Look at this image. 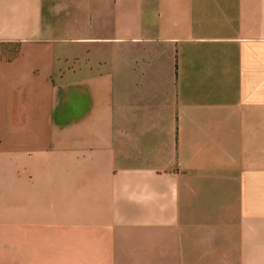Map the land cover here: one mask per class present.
Masks as SVG:
<instances>
[{
	"label": "crops",
	"instance_id": "1",
	"mask_svg": "<svg viewBox=\"0 0 264 264\" xmlns=\"http://www.w3.org/2000/svg\"><path fill=\"white\" fill-rule=\"evenodd\" d=\"M0 264H264V0H0Z\"/></svg>",
	"mask_w": 264,
	"mask_h": 264
}]
</instances>
